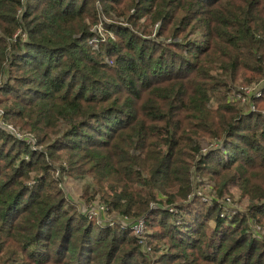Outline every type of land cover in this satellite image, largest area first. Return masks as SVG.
I'll list each match as a JSON object with an SVG mask.
<instances>
[{"label": "trees", "instance_id": "1", "mask_svg": "<svg viewBox=\"0 0 264 264\" xmlns=\"http://www.w3.org/2000/svg\"><path fill=\"white\" fill-rule=\"evenodd\" d=\"M245 88L264 0H0V264H264Z\"/></svg>", "mask_w": 264, "mask_h": 264}, {"label": "rangeland", "instance_id": "2", "mask_svg": "<svg viewBox=\"0 0 264 264\" xmlns=\"http://www.w3.org/2000/svg\"><path fill=\"white\" fill-rule=\"evenodd\" d=\"M100 34L102 35V36H105V33L101 30V32H100ZM241 87H243V86H241ZM221 94H218V95H216V97L217 98H220L221 96H220ZM234 95V94H233ZM240 107L241 108H243L244 110L246 109V106L244 105V104H241L240 103ZM254 111H258L259 113H262V114H264V109H258V108H256V110H255V107H254ZM254 111H252V112H254ZM63 183H60L59 184V189L60 190H62L63 191V195H64V197L66 198V200L68 201V202H70L71 204H73V205H76V206H79V208H82V207H86L85 206V204H84V202L80 199V197H81V190H82V183L81 182H79V181H76V180H72V179H67V178H64L63 179V181H62ZM206 198H211L208 194V191H206V190H204L203 192H201ZM84 209V208H83ZM81 210V209H80ZM92 219H94L95 221L96 220H99V219H105L104 220V222H106V221H108V220H110L111 218H106V217H104V216H102L101 218H92ZM112 219H115V218H112ZM144 229L142 228V231H143ZM147 231H144V232H142V233H146ZM158 232L159 233H161V231L160 230H158ZM147 242V241H146ZM152 245H154V244H152ZM150 249H151V247H150ZM149 249V250H150Z\"/></svg>", "mask_w": 264, "mask_h": 264}, {"label": "built area", "instance_id": "3", "mask_svg": "<svg viewBox=\"0 0 264 264\" xmlns=\"http://www.w3.org/2000/svg\"><path fill=\"white\" fill-rule=\"evenodd\" d=\"M101 27H98L97 28V31H96V33L98 34V35H100L101 36V34H100V32H101ZM103 31V30H102ZM94 41H96V39L95 38H93V39H91L90 41H89V44H91L92 42H94ZM240 92H241V94H238V95H229V97H228V101H230V98L232 99V100H235V101H239L241 104H244L245 106H246V109H248L249 108V110H251V111H254V107L252 106V105H249L248 104V101H247V97L251 94V93H253L254 92V88H248V89H241L240 90ZM249 106V107H248ZM8 129L11 131V132H13V130L10 128V127H8ZM14 133V132H13ZM17 137H19V136H17ZM102 213H104V209L102 208V207H97L96 208V211L95 212H91L90 214H89V216L91 217V218H100L101 216V214ZM142 228H143V225L140 223L139 225H137L136 227H135V233L136 234H139V235H141V234H143L142 232Z\"/></svg>", "mask_w": 264, "mask_h": 264}]
</instances>
